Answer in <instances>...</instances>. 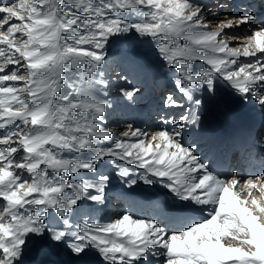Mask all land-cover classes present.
I'll return each mask as SVG.
<instances>
[{
    "label": "snow or ice",
    "instance_id": "obj_1",
    "mask_svg": "<svg viewBox=\"0 0 264 264\" xmlns=\"http://www.w3.org/2000/svg\"><path fill=\"white\" fill-rule=\"evenodd\" d=\"M205 11L193 0H0V264H24L33 236L66 243L77 257L95 250L104 264H141L149 253L159 264H264V163L246 179L215 172L183 140L198 115L182 114L171 131L149 136L137 128L102 146L113 140L100 124L106 44L130 32L155 42L188 101L200 105L196 86L211 91L219 76L264 108V24L236 36L227 30L254 16L210 28ZM195 61L207 67L196 70ZM121 91L132 101L140 89ZM163 106L183 108L171 94ZM106 157L143 170L119 167L130 185L160 183L199 217L169 228L125 211L105 223L70 224L85 201L102 200L110 177L97 172Z\"/></svg>",
    "mask_w": 264,
    "mask_h": 264
},
{
    "label": "bare ground",
    "instance_id": "obj_2",
    "mask_svg": "<svg viewBox=\"0 0 264 264\" xmlns=\"http://www.w3.org/2000/svg\"><path fill=\"white\" fill-rule=\"evenodd\" d=\"M257 1L262 2L260 3L261 6L264 5V0ZM193 2L204 3L205 0H193ZM255 2L256 0H228L225 4H243L242 6H245V9L241 10L239 14L247 13L250 15L248 12V7H251L250 9L252 11ZM207 3L210 5L215 4L217 8L219 6L220 8L227 6L222 4V0H207ZM259 15L260 14H258V16ZM260 24H264V17L262 16H260V22L256 25V27H258ZM114 44H117L115 46L117 48V52H107L106 63L103 65L102 70L104 71V69L108 66V63H112L113 73L111 76H114L113 83L118 85L117 88H119V90L117 89L116 93L119 95H117L118 100L116 102H110V100H107L109 93L105 90L107 95L103 98L106 101L108 107L106 110V118L100 122L101 127L107 129V122H114L118 119L122 121L123 124L129 122V124H126L138 128L144 119H148L150 117L154 119L157 117L156 113L160 110L162 112L164 109L165 113H169L167 114V118H172L174 116V119L177 120L182 114L198 115L199 120L195 123L189 122L183 129V133L184 135H190L189 140H195L194 144L202 143L201 147L204 149V151L203 158L200 159L203 162H206L205 153L206 155L209 154L207 158L211 159V161H215L216 164L214 162L213 165L211 161L207 164L213 168L215 172L217 171L224 173L226 165H223L221 170L215 168L218 166L217 155L221 154L222 160L225 162L226 156L224 153L228 148V141H231L232 137L239 132L244 134L253 133V136L254 134L256 135V143L253 144L250 150L253 152L249 155H253L254 157L250 156L252 158L249 162V166H251V163H258L259 167L253 169L252 165L250 171L246 173L241 172L239 174L240 176L243 175L242 178L246 179L249 174L258 172L262 166V163H264V143L260 145V142L264 140V138H262L264 133V108H262L256 102L254 97H249L247 99L242 98L239 93L231 88L228 82L221 80V77L219 78V76H217L216 81L213 82L214 86L211 91L208 90L207 85L196 86L194 95L196 98L202 101L200 105H196L191 101H188L177 89L175 85V79L178 73L175 68L169 65L170 75L167 80L166 77H162V74L157 73V68L167 63L162 59L160 54H157L156 47L151 44L150 38L141 37L135 32H130L124 35L115 36ZM121 47L123 49H121ZM146 56H148L150 60ZM194 66L196 70H199L201 67H207V65L203 64L202 61H195ZM170 81L172 83H170ZM129 85L139 88V94L132 101H129L127 98L119 100L120 94H122L121 89L128 88ZM169 94L176 97V99L183 105V108H165L163 106V100ZM154 95H156V97H154ZM113 112H115V115ZM110 130L112 133L114 132L113 129ZM125 131L129 132V127H127ZM111 141H114V139L106 142ZM218 150H220V153L216 152ZM111 160L114 162L113 167V162L110 163ZM234 161V164L236 165L237 162L235 159ZM103 162L104 167L100 168L101 171L99 170V174L109 175V171H112L115 166L117 167L116 170H118L119 167H121L120 164H125V162L120 163L113 157H106ZM125 165L127 168L131 169L129 165ZM23 175L27 176L26 173H23ZM82 175L91 174L82 173ZM79 178L80 176H75L74 179ZM157 185L159 187L161 186L160 184L155 183V186ZM125 189L127 190L125 191ZM134 191L135 192L129 188H123L122 192H116L111 196L104 195L99 203L100 205L98 209H104L106 217H109L108 215L112 217L115 214L112 213L111 215L110 212H120V208L123 206H127L128 210H131L135 207V215L143 216L144 214L151 212L155 217L160 219V221H164L161 226L166 227H168L166 224L170 222V219L176 216L182 210H186L184 214L187 216L185 217L197 218L195 205L189 204L188 202L179 201L168 190L167 192L165 191L166 193L161 192L162 190H156V193L157 191L159 192L157 193L158 196L154 200H151L148 197L145 200H142L144 197H142L144 192H141V189ZM165 202L166 206H168V210L162 213V210L164 207H166L164 206ZM84 215H86V212L80 209L78 214L73 215L72 218L75 220H81ZM56 220H59V217H56L55 220H50L49 223H55ZM175 220L173 222H176ZM46 246L48 245L46 244ZM49 250L51 260L46 264H90L84 258L74 259L73 255L69 256L67 260H64L60 251H55L54 249ZM150 256L151 254L149 253V255L142 260L141 264H147L148 262L150 264H159L157 258L152 261ZM91 261H93L91 264H96L95 262L98 264V262L100 263L103 260L92 256ZM27 264H40V262H37V260H32Z\"/></svg>",
    "mask_w": 264,
    "mask_h": 264
},
{
    "label": "rangeland",
    "instance_id": "obj_3",
    "mask_svg": "<svg viewBox=\"0 0 264 264\" xmlns=\"http://www.w3.org/2000/svg\"><path fill=\"white\" fill-rule=\"evenodd\" d=\"M222 1H223V3H222L223 5H227L225 3L228 0H222ZM237 3H239V2H237ZM237 3L228 4L224 8L221 7L222 9L220 8V6L217 8V6H215V4L214 5H210L209 3H207V0H205L204 3H198V4H202V5L206 6L205 16H206L207 22L209 24V27L210 28H215V27L218 26L217 24L220 21L225 20L226 18H229V17H235V16L239 15V12L241 10L245 9V6H242L243 4L241 5V4H237ZM250 8L251 7H248V9H249L248 12L250 13V15L252 14V16L255 17L254 22H250V23H248L246 25H242L238 29L227 30L230 34H234L236 36H245V35L251 34L257 28L256 25L260 22V17H258L259 12L257 11L258 9H256L255 11L253 9L251 11ZM213 9H215V10H213ZM256 19H258V20H256ZM150 40H151V38H150ZM178 43H182V42H178ZM151 44L156 47L155 42L152 41V40H151ZM116 45L117 44H114V37H111L109 39V42L107 43L106 51L107 52L110 51L112 53H116L117 52V48L115 47ZM231 46L235 47L237 45L235 43H233ZM121 49H123V48L121 47ZM157 54H159V53L157 52ZM146 57L148 58V56H146ZM240 59L242 61H244L245 59H250V58L241 57ZM107 65L108 66L103 71L104 72L103 79H105L107 81V88L105 90L109 93L108 96H107V100H110V102H116L118 100L117 95H119V94L116 93V90L117 89L119 90V88H117L118 85H116V83H113L114 76H111L112 73H113V71H112L113 70L112 63H108ZM157 73L158 74H162L163 75L162 77H166V80H167V78H169V75H170V66L167 65V64H164L161 67H158L157 68ZM216 79H217V77L214 79V81H216ZM220 79L223 80L222 78H220ZM170 83H172V82L170 81ZM163 91H165V90H163ZM154 97H156V95H154ZM120 99H125V97L123 96V94H120L119 100ZM113 113L115 115V112H113ZM167 114H169V113H165V109L162 110V112L161 111H158L156 113V116L159 117V118L155 117L154 119H152V117H150L148 119L147 118L144 119L141 122V124L138 126V129H140L143 132L149 134V136L152 133H154L156 131H159V130H164L165 128L168 129L169 131H171L172 128L175 127V125L172 124V120H174V116L172 118H169V117L167 118ZM175 120H177V119H175ZM109 123H110V125H109ZM126 123L129 124V122H126ZM126 123L123 124V122L120 121V120H118V119L116 121H114V122L113 121L107 122V125H108L107 126V129H113V131H114L113 132V139H117V138L118 139H124V137L122 136V133L126 132L125 130L128 127L127 126L128 124H126ZM122 125H124V126H122ZM134 128L135 127H132L130 129V131H133V130L137 129V127L135 129ZM189 136L190 135H188V134L187 135H184V133H183L184 143L186 145L187 144H192L196 148V150H197L196 151V155L199 158H203V148L201 147L202 146V143L194 144L195 140H193V141L189 140L190 139ZM262 138H264V133L262 135ZM127 139H128L129 142H134L137 138H134V137L129 136ZM139 139H145V137H139ZM113 142L114 141H111V142L104 141L102 146H107V145H109V144H111ZM263 143H264V140L262 142H260V145H262ZM251 156L254 157L253 155H251ZM252 157H250V158H252ZM117 161H119V160H117ZM233 161H234V158H233ZM112 162L113 161L111 160L110 163H112ZM119 162L120 163H124L123 161H119ZM226 162H228V161L225 160V163ZM230 162H232V161L230 160ZM234 162H233V165L234 166L232 165V168L230 167V170H232L234 168V170H235L234 172H236V170H239V169H237V164L235 165ZM113 164H114V162L112 163V167H113ZM120 166L121 167H127L125 164L124 165L120 164ZM129 166L131 167L130 170L133 173L139 174L140 172L143 171V170H140V169H136L134 165H129ZM228 166L226 165V168L224 169V173L225 174H227V173L230 172ZM251 166L253 167V169H256V168L259 167V164L258 163H255V164L254 163H251ZM251 166H249V163L247 161L246 167L244 166L245 169L244 170H241V172L246 173V172L250 171V169L252 168ZM101 167H104V162L103 161H99L98 162V172H97V175H99V173L101 171V169H100ZM116 168L117 167L115 166V168H113L112 171H109L110 172L109 175L108 174H105V175H108L110 177V180H109V182H108V184L106 186L105 192H104V195H106V196H109V195L111 196L112 194H114L116 192L117 193H119L120 191L122 192L123 191V188H129L133 192H135L134 190H140L141 189V192L142 191L144 192L143 195H142V197L144 196L142 198V200L143 199L145 200L147 197L149 199H151V200H154L158 196L157 193L160 190H162L161 192H163V193H166L167 192V189L165 187H163L162 184H160V183H157V184H160L161 185L159 187L158 185L155 186V184L145 185L142 181L137 180V183L135 185H130L127 182V180L129 178H121L117 174L118 170H116ZM241 172L238 171V173H241ZM242 176L243 175H241V177ZM70 178L73 179V180H75L74 179L75 176H71ZM126 190L127 189H125V191ZM156 190H159V191H157V193H156ZM153 196H154V198H153ZM99 203H100V201L99 202L85 201L80 206V209L81 210H84L86 212V215H84L81 220H75L71 216L70 217V220H69L70 224L83 223L85 220H87L89 223H92L94 221L95 222H100V223H105V222H108L109 219L110 220L115 219L117 216L121 215L125 211H129V212L135 213V207L132 208L131 210H128L127 209V206H123V207L120 208V212H110L111 215H112V213L115 214L114 216L110 217V215H108L109 217H106V213H104V209H98V207L100 205ZM167 210H168V206L164 207V209L162 210V213L165 212V211H167ZM204 214L206 215L207 213L205 212ZM199 215H200V213L197 212L196 213V217L198 218ZM159 222H161V225H162V223H164V221H159ZM46 244L48 246H46ZM49 249H54L55 251H60V253H62L61 254L62 255V258L64 260L65 259L67 260L69 258V256H72V255L74 256V259L75 258L76 259H78V258H84L90 264L93 262V261H91V257L92 256L95 257V258H100V260H103L95 250H91L90 249L84 255H82L80 257H77L75 254H73L66 247V243L65 244H61V243H57V242H52V241L49 240V238L47 236H44L42 238L41 237H35V236H33L30 239V241L28 243V246H27L26 255L24 256V264H27V263H29L32 260H37V262H40V264H46V263H48L51 260L50 259V256L51 255H50V250ZM150 257H151V260L154 261L155 257H153L152 255ZM95 263L97 264V262H95ZM98 264H104V262L101 261L100 263L98 262ZM147 264H150V263L148 262Z\"/></svg>",
    "mask_w": 264,
    "mask_h": 264
}]
</instances>
